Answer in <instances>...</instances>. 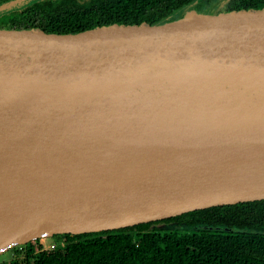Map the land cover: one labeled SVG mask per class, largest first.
Wrapping results in <instances>:
<instances>
[{"label":"water","instance_id":"water-1","mask_svg":"<svg viewBox=\"0 0 264 264\" xmlns=\"http://www.w3.org/2000/svg\"><path fill=\"white\" fill-rule=\"evenodd\" d=\"M263 136L264 1L73 30L0 21V163L65 181L0 208V253L262 200L215 182Z\"/></svg>","mask_w":264,"mask_h":264},{"label":"trees","instance_id":"trees-1","mask_svg":"<svg viewBox=\"0 0 264 264\" xmlns=\"http://www.w3.org/2000/svg\"><path fill=\"white\" fill-rule=\"evenodd\" d=\"M8 0H0V4ZM206 0H37L1 22L90 28L124 18L182 15ZM264 0H228L230 5ZM173 224L164 228L158 224ZM13 248L10 264H264V199L213 206L133 226L57 234ZM57 246V245H56ZM10 249V250H11Z\"/></svg>","mask_w":264,"mask_h":264},{"label":"bare ground","instance_id":"bare-ground-1","mask_svg":"<svg viewBox=\"0 0 264 264\" xmlns=\"http://www.w3.org/2000/svg\"><path fill=\"white\" fill-rule=\"evenodd\" d=\"M36 164L39 166L16 170L8 163H0V208L13 207L33 195L46 193L65 184L59 175L44 171L46 165L43 161H36ZM215 185L222 190L264 189V136L261 150L254 152L240 168L222 176Z\"/></svg>","mask_w":264,"mask_h":264},{"label":"rangeland","instance_id":"rangeland-1","mask_svg":"<svg viewBox=\"0 0 264 264\" xmlns=\"http://www.w3.org/2000/svg\"><path fill=\"white\" fill-rule=\"evenodd\" d=\"M225 1L228 2V0H225ZM31 2H32V0H26L23 3L18 4V7H16V8L20 7L19 9H22L23 8L22 6H26L27 4H29ZM3 14H4V11H1L0 17ZM157 226L164 227V228H167V227L170 228V227H173L174 225L173 224L168 225V224L162 223V224H158ZM40 239H41V242L43 243L44 247L47 249H52L54 247H58V245H61V243H62V241H60V244L57 243L56 238H53V236L52 237H42ZM10 249L5 250V251L0 253V264H10L11 260L14 258L13 250L12 249L10 250Z\"/></svg>","mask_w":264,"mask_h":264}]
</instances>
